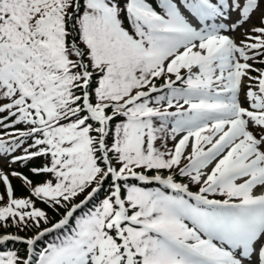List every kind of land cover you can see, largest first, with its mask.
<instances>
[{"label":"snow or ice","instance_id":"obj_1","mask_svg":"<svg viewBox=\"0 0 264 264\" xmlns=\"http://www.w3.org/2000/svg\"><path fill=\"white\" fill-rule=\"evenodd\" d=\"M0 162V264H264V0H0Z\"/></svg>","mask_w":264,"mask_h":264},{"label":"trees","instance_id":"obj_2","mask_svg":"<svg viewBox=\"0 0 264 264\" xmlns=\"http://www.w3.org/2000/svg\"><path fill=\"white\" fill-rule=\"evenodd\" d=\"M171 146V145H170ZM40 163V161H37V164ZM19 170L25 175L27 176L29 179H31L33 181V184H39L43 179L44 177L43 176H33L30 171H29V168L27 167H21L19 165ZM194 187V186H193ZM13 188L15 189V195L17 197H26L29 195V190L26 186L22 185V183L19 181V180H13ZM195 188V187H194ZM4 191V188L1 187L0 189V193H2ZM37 207H40V208H45V205L42 204V203H37ZM49 216L54 219L56 216L49 211ZM9 229H14L17 231V229L13 226H7V227H0V231H6V230H9ZM34 230L32 231H20L21 234L23 235H26V236H29L31 233H33ZM21 245L20 244H16V245H13V244H9L8 247L9 248H14V247H19L20 250H21V255H23V248L20 247Z\"/></svg>","mask_w":264,"mask_h":264},{"label":"rangeland","instance_id":"obj_3","mask_svg":"<svg viewBox=\"0 0 264 264\" xmlns=\"http://www.w3.org/2000/svg\"><path fill=\"white\" fill-rule=\"evenodd\" d=\"M257 15H259V13H257ZM254 22H258L255 20L254 18ZM238 39H239V33L236 34ZM15 168V165L13 166ZM0 169H3L5 172H10L11 169L8 167L6 162H0Z\"/></svg>","mask_w":264,"mask_h":264}]
</instances>
